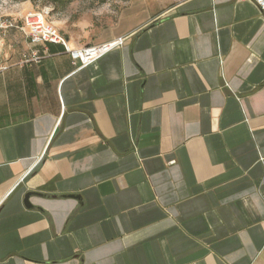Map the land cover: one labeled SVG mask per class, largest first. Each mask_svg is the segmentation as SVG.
I'll list each match as a JSON object with an SVG mask.
<instances>
[{
  "label": "crops",
  "instance_id": "0c3cea01",
  "mask_svg": "<svg viewBox=\"0 0 264 264\" xmlns=\"http://www.w3.org/2000/svg\"><path fill=\"white\" fill-rule=\"evenodd\" d=\"M64 35L124 43L0 40V264H264L260 9L126 0Z\"/></svg>",
  "mask_w": 264,
  "mask_h": 264
},
{
  "label": "rangeland",
  "instance_id": "374dc122",
  "mask_svg": "<svg viewBox=\"0 0 264 264\" xmlns=\"http://www.w3.org/2000/svg\"><path fill=\"white\" fill-rule=\"evenodd\" d=\"M126 0H0V12L22 17L28 12L45 11L48 21L62 33L82 39L98 35L110 26Z\"/></svg>",
  "mask_w": 264,
  "mask_h": 264
},
{
  "label": "built area",
  "instance_id": "2783aa9c",
  "mask_svg": "<svg viewBox=\"0 0 264 264\" xmlns=\"http://www.w3.org/2000/svg\"><path fill=\"white\" fill-rule=\"evenodd\" d=\"M213 3L222 0H211ZM240 2L254 3L264 15V0H239ZM49 14L45 11L28 12L21 18V25L10 15H4L0 12V40L4 33L12 28H18L24 32L31 45H58L63 47L74 65L79 64V68H85L98 59L109 53L113 49L122 46L123 39H117L112 42L98 45L74 48L70 40L60 32V30L48 21ZM40 60L39 53L34 51L30 57H26V62Z\"/></svg>",
  "mask_w": 264,
  "mask_h": 264
},
{
  "label": "water",
  "instance_id": "95a60500",
  "mask_svg": "<svg viewBox=\"0 0 264 264\" xmlns=\"http://www.w3.org/2000/svg\"><path fill=\"white\" fill-rule=\"evenodd\" d=\"M30 196H31L30 194L26 196V200H25V202H26V206H27V207H30V204H29V197H30Z\"/></svg>",
  "mask_w": 264,
  "mask_h": 264
},
{
  "label": "trees",
  "instance_id": "16d2710c",
  "mask_svg": "<svg viewBox=\"0 0 264 264\" xmlns=\"http://www.w3.org/2000/svg\"><path fill=\"white\" fill-rule=\"evenodd\" d=\"M61 0H55V5H57V3H59ZM101 1V0H100ZM102 1H104V0H102Z\"/></svg>",
  "mask_w": 264,
  "mask_h": 264
}]
</instances>
